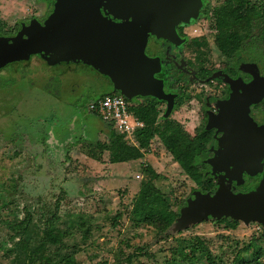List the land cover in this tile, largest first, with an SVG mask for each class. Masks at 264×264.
I'll return each mask as SVG.
<instances>
[{"label":"rangeland","instance_id":"rangeland-1","mask_svg":"<svg viewBox=\"0 0 264 264\" xmlns=\"http://www.w3.org/2000/svg\"><path fill=\"white\" fill-rule=\"evenodd\" d=\"M16 7L21 17L31 5L28 0H0V16L8 29L14 26L11 12ZM209 45L212 62L217 65L224 61L211 37ZM191 50L187 42L180 49L164 52L167 68L171 61L188 67ZM255 55L243 52L234 65L242 73L264 70V60L259 61ZM22 65L23 68L9 66L0 71V264L15 263L13 257L4 256L15 243L9 240V225L22 221L30 212L33 223L43 229V221L54 212L62 191L67 196L57 227L69 234L63 244L49 247V261L43 264H65V258L74 261V247L84 253L81 264H116L130 257L132 264H162L167 249L196 237L203 239L216 256L232 250L236 242L249 243L252 236L261 239L259 245L264 249V230L257 223H239L235 230L223 232L215 222L193 224L179 219L169 229L168 238L156 242L153 228L145 223L133 224L129 216L144 177L143 168L150 165L163 177L157 187L171 203L177 197L185 198L186 206L201 187L184 174L157 140L142 159L121 164H111L108 152L101 161L92 159L83 143L69 146L81 139H110L103 119L86 107L98 96L97 80L87 75L81 65H54L42 56H34ZM108 86L112 90L111 84ZM187 90L193 95L201 93L193 82ZM209 93L210 90L205 95ZM160 113V122L164 123L172 111L163 105ZM210 160H206L208 165ZM208 178L218 179L213 170L206 169L203 179ZM119 212L124 215L114 227L113 218ZM223 234L231 238L230 247L219 238ZM145 248L147 256L135 257L138 249ZM246 258L250 259V255Z\"/></svg>","mask_w":264,"mask_h":264},{"label":"water","instance_id":"water-1","mask_svg":"<svg viewBox=\"0 0 264 264\" xmlns=\"http://www.w3.org/2000/svg\"><path fill=\"white\" fill-rule=\"evenodd\" d=\"M201 6L202 0H56L44 23L33 20L14 36H0V71L42 56L54 65L91 67L109 79L112 94L129 101H164L165 84L157 77L161 61L147 54L149 38L175 44L178 25L189 24ZM231 89L205 132L223 134L217 157L210 160L213 168L241 184L244 172L259 165L264 148L262 130L250 116V107L264 100V77L253 73L249 84L235 80ZM222 219L264 227V177L249 193L234 194L225 185L214 193L196 191L180 211L183 223Z\"/></svg>","mask_w":264,"mask_h":264},{"label":"trees","instance_id":"trees-1","mask_svg":"<svg viewBox=\"0 0 264 264\" xmlns=\"http://www.w3.org/2000/svg\"><path fill=\"white\" fill-rule=\"evenodd\" d=\"M256 23L259 25L258 27L262 28L260 35L264 38V9L251 3L250 7L243 12L237 9L232 11L226 3L221 10H217L212 15V21L205 24L206 31L215 37L217 48L228 60L223 68L228 72L226 75L229 81L234 76L233 69L230 68L231 61L236 52L243 47L245 39L254 31ZM17 30L18 27L9 30L7 24L0 18V36H13ZM184 42L185 40L179 35L175 44L180 46ZM202 58L203 56H199L200 62ZM201 67L202 70L197 79L205 80L208 83H213L224 70L214 66L211 70H208L205 65ZM181 80L177 78L176 81L166 85V88L169 86L167 90L170 93L167 94V99L164 101L143 97L129 101L130 110L138 120L145 124V127L137 132V146L129 145L124 137L113 131L112 126L108 124L106 125L110 136L108 142L81 140L69 146L78 147L83 143L86 145L88 156L92 159L101 161L103 154L108 152L111 164H121L142 159L146 153L150 152L152 145L157 140L156 143L172 155L184 174L201 187V192L213 193L207 187V183H211V180L203 179V169L205 168L203 159L209 154V145L213 141L212 134L204 132L208 112L203 105H199L196 99L184 102L185 93L183 87L179 85ZM138 99H143V102L138 103L136 101ZM164 103H168L173 112L164 123H161L160 110ZM205 163L207 162L205 161ZM143 175L139 193L133 200L129 216L133 218V224L145 223L153 228L157 234L156 242H160L168 238L169 229L180 219V211L185 206L186 199L177 197L172 203L169 202L157 187V182L161 181L163 177L152 166L144 167ZM66 196L67 193L62 191L55 204L54 212L43 221V229L33 223L30 212H27L22 221L9 225L11 230L9 240L10 242L15 241V243H13V248L7 249L5 258L13 257L14 264H43L44 261H49L47 257L49 247L63 244V240L69 234L61 232L57 227L61 219L62 202ZM123 215L124 213L119 212L113 218L114 227H117ZM205 222H215L223 232L235 230L240 223L232 219ZM219 238L222 242L228 243L230 247L231 238L229 236L223 234ZM260 240V238L252 236L249 243L241 245L236 242L231 244V252L223 251L216 256L203 239L196 237L179 246L167 249L162 264H264V249L259 245ZM147 249H138L139 254L136 253L135 257L147 256L148 253L145 252ZM73 250L72 256L75 260L71 262L65 258L63 260L65 264H81L80 257L84 254L83 251L76 247ZM246 255H250V259H247ZM116 264H132V259L130 257L123 262L119 259Z\"/></svg>","mask_w":264,"mask_h":264},{"label":"flooded vegetation","instance_id":"flooded-vegetation-1","mask_svg":"<svg viewBox=\"0 0 264 264\" xmlns=\"http://www.w3.org/2000/svg\"><path fill=\"white\" fill-rule=\"evenodd\" d=\"M28 2L30 3L31 7L26 11L24 16L20 17L18 15V10H17L18 7L14 8V10L11 12L12 15L10 13L11 18H14L13 19L14 26L12 27V29L18 27L16 33L21 29V26L23 24L28 25L33 20H37L40 23H44L45 20L53 13L56 0H28ZM226 3L231 7L232 11L237 9L243 12L245 9H248L250 7L251 3H253L258 8L260 7L261 9H264V0H202V6L200 7L197 17L191 19L189 24H179L177 27L178 35L182 36V38L185 40V42L182 45L178 46L168 40L157 39L156 37L151 36L149 38V44L146 49V52L150 57L160 58L161 72L157 75V77L164 81L166 94L170 93V91L167 90L169 86L166 88V85L167 84L169 85L171 82L176 81L177 78H180L182 80L179 81V85L183 87V92L185 93L184 102H187L190 99H196L199 102V105H203L205 107V110L208 112V117L206 118L205 121L204 132L206 131V124L209 119V116L211 114H218L219 112L218 105H220L221 103H223L224 101L230 98L232 93V89H231L232 82L235 80H242L244 84H249L253 80V74L242 73L234 65L237 58L243 52H247V54L249 55H252V53H254L257 56H259L258 58L259 61L264 60V38H262L260 35L262 28L258 27L259 25L256 23L254 25V31L252 32V34L250 33L248 38L245 39L243 47L241 48V50L236 52V54L234 55L231 61L230 68H232L234 72V76L231 81H229L227 78L226 74H228V72L225 70V68H223V65L226 64L228 60L220 51L219 52L223 57L224 61H222L217 65L212 62L210 56L209 38L210 37L213 38V45L216 46L215 37L213 35H210L206 31L205 24L210 23L212 21V15L217 10L218 11L221 10V8ZM194 27L195 30L193 31L192 28ZM16 33L14 35H16ZM187 42L189 43V46L192 49L191 51L193 52V54L187 61L188 67L185 66L179 67L175 63V61H171L169 64L170 69H168L166 66V61L163 59V55H166V53L164 52H167L169 49L171 50L175 48L180 49L184 45H187ZM199 56H203L201 62L199 61ZM62 65L72 66L75 64L71 63V64H62ZM80 65L85 67L87 75L97 80L98 82V84H96L98 88L95 92V94L98 93V96L97 95L94 96L91 99V101L88 102V105L86 107L89 109V105L92 102L98 101L101 99L102 96L112 93V90H110L108 86L111 83L108 78L101 76L91 67L82 64H77V66ZM204 65L208 70H211L212 66L218 69L223 68L224 70H222L221 76L215 79L213 83H208L205 80L197 79V77H199V72H201L202 70L201 66ZM17 66L23 68L22 64L14 65L12 67L16 69ZM90 72H92L93 74L90 75ZM254 73H259L262 77H264V70H260L258 72L255 71ZM189 78L191 79V81L189 80ZM190 82L195 83L200 88L201 93L199 95H193L189 93V91L187 90V86L190 84ZM0 88H2L1 83H0ZM209 90L210 93L208 95H205V93H207ZM99 91H103V92L100 93ZM263 101L264 100H262V102ZM262 102L256 105H252L250 107V116L253 119V121L257 124V126L261 128L262 135L264 137V103ZM261 103L262 105H260ZM76 105H80L79 102H77ZM163 105H166L168 109L170 108L168 106L169 105L168 103H164ZM209 105H212L213 107L212 106L210 107ZM171 111L173 112V110ZM89 112L95 113L90 110ZM104 124L106 126L108 123L104 122ZM205 133H211L213 141L209 145V154L205 159H203V163L205 164V168L203 170L204 172L206 171V169L213 170L217 174V178H218L216 180L209 178L206 179L208 181L211 180V183H207L208 184L207 187L210 188V191L214 193L219 189L221 185L227 186V188H229L234 194L249 193L256 190L264 177V148L263 151L261 152V161L259 165L254 169L250 168L248 172H244L242 177V183L238 184V182L236 181H229L225 179L224 174H221L218 171H216L212 166L213 161H211L210 165L205 163L206 160L208 159L214 160L217 157L218 151L221 148L220 138L223 136L222 133H217L216 129H212ZM259 226L264 230V227L262 225Z\"/></svg>","mask_w":264,"mask_h":264},{"label":"built area","instance_id":"built-area-1","mask_svg":"<svg viewBox=\"0 0 264 264\" xmlns=\"http://www.w3.org/2000/svg\"><path fill=\"white\" fill-rule=\"evenodd\" d=\"M129 100L119 94L107 95L89 105V110L97 113L113 130L124 137L129 145L137 146V132L145 127L130 110Z\"/></svg>","mask_w":264,"mask_h":264}]
</instances>
